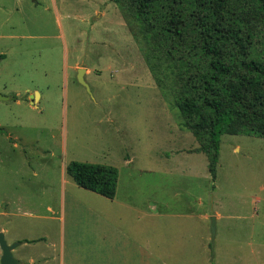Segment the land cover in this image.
I'll use <instances>...</instances> for the list:
<instances>
[{"label":"rangeland","instance_id":"1","mask_svg":"<svg viewBox=\"0 0 264 264\" xmlns=\"http://www.w3.org/2000/svg\"><path fill=\"white\" fill-rule=\"evenodd\" d=\"M0 53V95L8 97L0 100L7 242L44 233L58 242L57 221L35 214L49 215L45 207L63 198L118 202L156 208L151 237L169 264H264V137L222 134L212 179L206 155L193 152L195 139L170 91L155 84L114 1L0 0ZM82 65L93 69L83 77L87 88L77 81ZM72 160L115 166L114 197L76 185L65 172ZM53 249L44 252L57 264L58 245ZM21 250L27 248L12 255Z\"/></svg>","mask_w":264,"mask_h":264},{"label":"trees","instance_id":"2","mask_svg":"<svg viewBox=\"0 0 264 264\" xmlns=\"http://www.w3.org/2000/svg\"><path fill=\"white\" fill-rule=\"evenodd\" d=\"M112 1L214 179L222 134L264 137V0ZM65 172L82 188L114 196L113 165L72 160Z\"/></svg>","mask_w":264,"mask_h":264},{"label":"crops","instance_id":"3","mask_svg":"<svg viewBox=\"0 0 264 264\" xmlns=\"http://www.w3.org/2000/svg\"><path fill=\"white\" fill-rule=\"evenodd\" d=\"M82 67L84 78L85 74L93 72L91 67L84 65ZM36 94L35 99L33 95H30L32 102L38 99L39 95ZM189 132L196 142L193 152H202L198 150L197 137L191 131ZM127 159L131 161V158ZM155 209L152 212H146L139 205L118 202L81 204L71 201L67 204L63 198L58 207L54 208L51 205L45 207L49 215L35 214V217L41 219L57 221L58 242L46 241L45 233L44 236L37 238L30 236L13 238V236L9 242H6L18 243L12 252L17 246L27 248V251L21 250V255L15 256L20 264H50L55 255L44 251L48 247L53 249L57 245L59 250L58 257H55L57 264H169L157 255L154 247L155 238L151 237L157 224L155 219H151L156 215ZM8 215L9 210L0 211L1 218H6ZM141 216H147L148 219L142 220ZM134 221L142 222V224L135 225ZM9 230L7 221L0 222V232L4 237ZM179 232L176 236L181 238V231ZM40 245L44 247L40 248Z\"/></svg>","mask_w":264,"mask_h":264},{"label":"water","instance_id":"4","mask_svg":"<svg viewBox=\"0 0 264 264\" xmlns=\"http://www.w3.org/2000/svg\"><path fill=\"white\" fill-rule=\"evenodd\" d=\"M84 68H77V81L87 88V84L83 78ZM7 96L0 95V100L7 99ZM210 224V240L213 243L215 233V217L211 216ZM17 242L7 243L2 232H0V264H20V261L12 255V249L17 245Z\"/></svg>","mask_w":264,"mask_h":264}]
</instances>
